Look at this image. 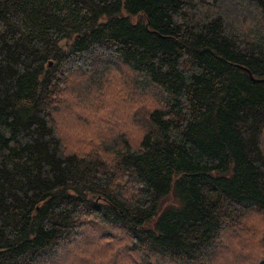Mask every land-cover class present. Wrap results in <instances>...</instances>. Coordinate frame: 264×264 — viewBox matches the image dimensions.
Segmentation results:
<instances>
[{"label": "trees", "instance_id": "obj_1", "mask_svg": "<svg viewBox=\"0 0 264 264\" xmlns=\"http://www.w3.org/2000/svg\"><path fill=\"white\" fill-rule=\"evenodd\" d=\"M263 136L264 0H0V264H264Z\"/></svg>", "mask_w": 264, "mask_h": 264}, {"label": "rangeland", "instance_id": "obj_2", "mask_svg": "<svg viewBox=\"0 0 264 264\" xmlns=\"http://www.w3.org/2000/svg\"><path fill=\"white\" fill-rule=\"evenodd\" d=\"M148 91L150 92V93H149L150 95H153V96H154V95H158V92H157V91L154 89V87H152V86H149V87L147 88L146 92H148ZM153 100L157 101L158 99L154 96ZM147 102H148V103H144V105L141 106V107L138 109V111H137V113H136V117H137L138 115L142 116L143 111H144L145 109H147V108L150 107V105H151V103H152V100H148ZM142 104H143V103H142ZM262 148H263V151H264V136H263V138H262ZM173 204H175V202H174V200H173V197H172L171 195H169V196L165 199V201L162 203V206H161V207H167V206H170V205H173ZM229 260H230L231 264H238V259H237L236 255L231 254V257H230ZM239 260H240L241 264H249L251 258H250L249 256L243 255V256H241V257L239 258Z\"/></svg>", "mask_w": 264, "mask_h": 264}]
</instances>
